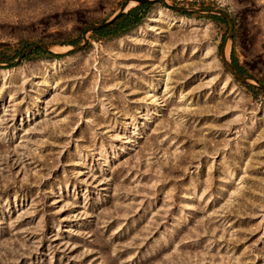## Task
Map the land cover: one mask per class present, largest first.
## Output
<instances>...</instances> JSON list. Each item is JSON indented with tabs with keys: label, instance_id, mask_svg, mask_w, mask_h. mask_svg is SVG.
Listing matches in <instances>:
<instances>
[{
	"label": "rangeland",
	"instance_id": "1",
	"mask_svg": "<svg viewBox=\"0 0 264 264\" xmlns=\"http://www.w3.org/2000/svg\"><path fill=\"white\" fill-rule=\"evenodd\" d=\"M126 1L0 0V264H264V94L227 22L156 3L70 51ZM165 2L227 14L264 85V0ZM38 44L62 55L6 65Z\"/></svg>",
	"mask_w": 264,
	"mask_h": 264
},
{
	"label": "water",
	"instance_id": "2",
	"mask_svg": "<svg viewBox=\"0 0 264 264\" xmlns=\"http://www.w3.org/2000/svg\"><path fill=\"white\" fill-rule=\"evenodd\" d=\"M134 2L138 5L141 4H147V5H154L156 3L158 4H164L168 9L174 10L177 13H182V14H210V15H214V16H219L221 18H223L227 24H228V35L225 39V44L226 42H230L233 39V31H234V27H233V22L232 20H230V18L227 16V14H225L222 11H218V10H209V9H194V8H181V7H173V6H168L165 2V0H134ZM129 5V1H126L122 4L119 12L113 17L111 18L109 21L101 24V25H95L90 27L89 29H86L83 33V43L79 46H76L74 48H72L70 51H80L82 50L85 45H86V34L88 32H94V31H98L106 26H109L110 24H112V22L117 19L118 17H120L122 14H124L125 9L127 8V6ZM225 44L222 47L221 50V57H222V62L225 64L229 74L235 79L237 80L239 83H241L242 85L254 88V89H258L261 91H264V85L258 83L256 80H254L253 78L246 76V75H242L240 74L236 68L232 65L231 61H228V59L225 56ZM54 46L48 45V44H38V45H32L30 47H28L23 54H21L18 59L15 62H8L6 63V65L11 66L14 65L18 62H20L27 54H29L30 52L40 49L50 55L56 56V55H62L60 53L57 52H52V48ZM3 66L2 64H0V67ZM253 82V83H251Z\"/></svg>",
	"mask_w": 264,
	"mask_h": 264
},
{
	"label": "trees",
	"instance_id": "3",
	"mask_svg": "<svg viewBox=\"0 0 264 264\" xmlns=\"http://www.w3.org/2000/svg\"><path fill=\"white\" fill-rule=\"evenodd\" d=\"M151 5L141 4L136 6L135 8L128 11L126 14H122L120 17L115 19L112 24L106 26L96 32L102 31H110L113 34V37H119L126 33H128L133 27L139 26L142 24L143 20L145 19L146 15L148 14L149 10L151 9ZM185 15V14H183ZM188 16V15H185ZM214 21H217L222 24H226L225 20L220 17H213ZM62 46H74V44H60ZM35 52H41V50H36ZM9 60V59H8ZM232 65L236 68V70L242 74L246 75V71L240 68L236 60L234 59V53L231 54ZM254 93H263L264 91L255 90L253 88H248Z\"/></svg>",
	"mask_w": 264,
	"mask_h": 264
},
{
	"label": "bare ground",
	"instance_id": "4",
	"mask_svg": "<svg viewBox=\"0 0 264 264\" xmlns=\"http://www.w3.org/2000/svg\"><path fill=\"white\" fill-rule=\"evenodd\" d=\"M133 3H134V2H132V5H131V6H133ZM51 51L54 52V51H55V48H52ZM251 83H253V82H251Z\"/></svg>",
	"mask_w": 264,
	"mask_h": 264
}]
</instances>
